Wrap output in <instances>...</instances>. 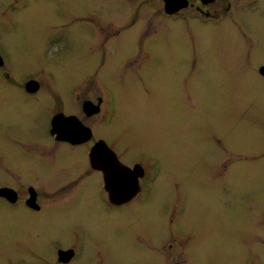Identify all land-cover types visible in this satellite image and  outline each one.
Wrapping results in <instances>:
<instances>
[{
    "label": "rangeland",
    "instance_id": "obj_1",
    "mask_svg": "<svg viewBox=\"0 0 264 264\" xmlns=\"http://www.w3.org/2000/svg\"><path fill=\"white\" fill-rule=\"evenodd\" d=\"M29 1L13 10L7 5L11 1L0 0V51L15 82L28 77L43 87L50 82L51 93L41 94L39 112L43 115L48 104H66L71 83L88 76L95 85L109 82L116 110L106 126L116 136L117 154L145 166L147 176L157 180L155 190L167 193L168 212L177 213L169 228L195 246L192 261L264 264V173L253 171L257 164L241 155L264 129V82L229 66L233 46L226 30L199 31L197 23L169 21L148 6L153 17L131 22L126 17L130 0ZM117 28L124 33L115 40ZM101 31L109 39L95 36ZM131 31L145 36L129 41H134L133 51H123ZM141 48L159 60L153 65L151 58L142 59ZM113 54L117 67L105 73L102 65L113 63ZM8 85L0 73V111ZM11 102L8 111L0 112V179L2 158L8 163L11 155L26 153L15 146L16 130L37 114L30 101ZM37 163L31 160L22 172L33 176ZM61 170L85 177L75 165ZM119 244L111 248L114 264H142L128 247L117 249Z\"/></svg>",
    "mask_w": 264,
    "mask_h": 264
},
{
    "label": "flooded vegetation",
    "instance_id": "obj_2",
    "mask_svg": "<svg viewBox=\"0 0 264 264\" xmlns=\"http://www.w3.org/2000/svg\"><path fill=\"white\" fill-rule=\"evenodd\" d=\"M9 1L8 8L13 10L26 6V1L30 3ZM144 5L155 8L157 15L169 21L188 26L197 23L199 31L217 28L213 30L216 34L218 28L226 30L233 46L229 66L248 71L264 82V0H130L131 11L126 17H131V22L133 17H153L148 8L145 14L141 13ZM106 33L101 31L95 36L106 40L109 39ZM121 33L124 32L117 28L113 33L115 40ZM144 36L130 33L126 49H121L133 51L134 41H129L137 37L141 42ZM57 38L53 37L52 41ZM140 51L141 58H151L153 65L160 58L145 49ZM0 55L3 58L0 73L9 84L0 112L8 111L12 100L24 104L30 101L31 108L37 110L16 130L19 135L13 139L16 147L26 148L21 149L26 153L20 157L11 155L8 163L1 160L0 264H114L111 248L116 241L120 243L117 249L128 247L142 264H196L192 261L195 246L170 230L177 213L168 212V195L155 190L157 180L147 176L146 167L142 164L145 170L139 179H120L121 188L138 187L139 191L115 192L110 190L104 171L97 166L100 162L94 160L95 155L105 158L106 149L98 145L104 141L121 163L131 168L137 164L133 159L127 161L128 156L125 161L118 156L117 142L112 141L116 136L112 127L106 126H111L116 110L114 87L106 86L109 82L95 85L88 76L80 83H71L65 93L66 104L45 105L48 110L42 115L38 108L42 104L41 94L50 92V82L45 87L34 77L15 82L5 54L0 51ZM107 55L104 53V59ZM109 56L113 63L102 65L105 73L117 67V55ZM80 132L85 134L81 136ZM258 137L257 143L241 155L244 162L257 164L252 169L261 174L264 173V129ZM22 159H26V165ZM33 159L39 162L34 164L36 174H24L22 171L28 169ZM71 165L84 169L79 175L85 177L62 172L61 169ZM46 176L51 179H36ZM185 205L184 202L182 206Z\"/></svg>",
    "mask_w": 264,
    "mask_h": 264
},
{
    "label": "water",
    "instance_id": "obj_3",
    "mask_svg": "<svg viewBox=\"0 0 264 264\" xmlns=\"http://www.w3.org/2000/svg\"><path fill=\"white\" fill-rule=\"evenodd\" d=\"M2 63H3V58L0 55V64ZM31 83H33V81H31L30 84ZM80 134L82 136L83 134H85V132H80ZM75 136L76 135H74L73 137ZM69 137L71 138V133L69 134ZM98 145L106 149L105 158H100L97 155H95L94 160L95 162H100L99 164L98 163L96 164L97 166H99V168H101L104 171L106 183L109 185L110 190L115 191V192L116 191L117 192H137L139 191L138 187L121 188L120 179H139V177L144 175L143 167L139 164L134 165L132 168L128 167L119 161L118 157L115 156L113 151L106 145L104 141H100Z\"/></svg>",
    "mask_w": 264,
    "mask_h": 264
}]
</instances>
